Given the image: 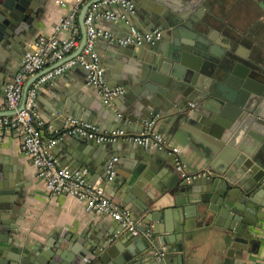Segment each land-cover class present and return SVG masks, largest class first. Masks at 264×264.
<instances>
[{
    "label": "water",
    "instance_id": "water-1",
    "mask_svg": "<svg viewBox=\"0 0 264 264\" xmlns=\"http://www.w3.org/2000/svg\"><path fill=\"white\" fill-rule=\"evenodd\" d=\"M50 1L0 0V78L11 77L13 61L20 60ZM233 1L228 11L216 7L226 6L224 0H186L173 12L139 8L140 25L162 30L163 37L118 57L125 68L119 83L132 86L131 92L121 97L125 108L120 127L128 129L133 123L143 129L159 115L157 126L162 116L166 118L162 125L170 126L168 130L172 128L174 133L183 131L202 144L208 149L212 167L223 169L209 179L184 180L182 184L179 173H170L169 164L175 162L170 156L138 153L130 177L123 180L122 193L127 197L125 203L143 217L141 231L150 230L156 221L153 231L167 243L163 264H185L196 242L207 238L214 227L224 229L218 240L227 246L223 264H245L242 259L245 251H251L248 246L254 230L262 227L258 219L264 218V79L256 65L248 64L239 52V37L244 35L235 24L242 20L235 9L240 0ZM96 2L86 3L79 15L83 40L75 56L85 45V17ZM3 84L6 82L0 80ZM26 96L27 92L20 110ZM193 100L195 106L190 104ZM74 140L66 144L70 148L84 146L86 151L111 150L114 143L101 145L81 136ZM14 175L0 158V264H90L92 256L96 257L94 264H159L152 242L123 229V237L108 247H103L108 239L104 238L97 246L88 241L86 250L66 246L60 251L59 242L39 254L26 247L23 254L20 247L9 244L10 233L4 231L8 215L18 218L25 189ZM13 177L15 185L10 182ZM167 197L173 198L174 208L156 214L154 204ZM9 248L12 254L6 256Z\"/></svg>",
    "mask_w": 264,
    "mask_h": 264
},
{
    "label": "crops",
    "instance_id": "crops-1",
    "mask_svg": "<svg viewBox=\"0 0 264 264\" xmlns=\"http://www.w3.org/2000/svg\"><path fill=\"white\" fill-rule=\"evenodd\" d=\"M61 1H65L67 5H61ZM90 1L92 0H84L81 4L78 13V21L83 6ZM185 1L186 0H135L136 12L131 14L126 13L120 6H115L112 9L120 16L126 14L129 21L142 31H152L140 25L141 12L139 8L142 11H146L147 9H164L173 12L180 10ZM224 1H226V6L218 4L216 7L219 10L228 11V5L233 4L234 1ZM75 2L76 0H51L40 13V18L37 23L38 29L35 35L31 36L29 40L39 34H54L55 22H57L61 16L67 14L74 6ZM236 9V14L239 13L242 20L235 22V24L240 29L241 34L244 35L250 26L259 20V5L257 0H240ZM96 23L103 28L113 31L117 35H125L128 31L126 20L121 17L116 21L98 18L96 19ZM58 35L66 38L71 36V34L66 31L60 32ZM78 35L80 46L83 40L81 28L79 29ZM232 35L234 36V34ZM79 46L72 50L64 59L59 60L46 69L52 68L75 57ZM141 48L142 47L135 46L123 47L115 42L104 39H98L96 41V49L101 56L102 65L109 84L112 86L126 87L127 91L125 96L131 92L132 86L119 83V80L124 77L122 74L125 68L122 67V61H118V57L120 55L124 56L123 53L125 52H137ZM238 48L239 52L244 56L248 55L250 52V48L241 40L238 43ZM23 53L24 49L20 55V60L13 61L11 77L0 78L2 82H6V84L0 85V100L4 99L5 87L20 68ZM43 72H46V70L29 76L24 84L22 99L24 93H28L32 83L37 80ZM125 74L129 75L126 71ZM0 75L2 76L1 73ZM27 87L28 90L26 91ZM194 102L193 100L191 103ZM124 103L123 99L119 97L110 104H105L96 89L87 84V71L81 66L73 67L56 79L42 84L38 92L37 109L45 122L42 136L46 142L49 138L58 136L64 128L65 120L69 117H76L84 121L95 123L102 131L111 132L113 130L122 129L127 133L141 132L143 129H140L141 127L133 123H130L128 129L120 127L122 126L121 121L123 120L122 112L125 108ZM9 113H12V111L0 112L2 115ZM160 119L162 122V120L165 121L166 118L161 116ZM161 122L156 126V129L166 136L171 144L181 149L179 156L186 164V171L188 173L194 174L210 170L215 175L223 171L220 167H212L213 161L208 155V149L202 144L191 140L183 131L174 133L171 131L172 128L168 130L170 126L167 127L162 125ZM49 126H51V128ZM74 139L75 136H64L61 141L57 142L52 147L54 156L59 159L62 165L71 170L85 171L90 182L102 186L113 201L115 200L118 202V205L127 208H129V206L131 207V205L125 203L127 197L125 193H122V184L123 180L130 177L133 167L138 162V153L140 151H145L146 153L162 152L170 156L174 161L176 157L175 154H171L168 151L141 148V146L125 138H121L117 142L110 144V147H112L111 150L108 148H100L86 151V149H83L84 146H82V148H70L66 143L73 142L75 141ZM101 145H105V143H101ZM88 148L90 147L88 146ZM0 158L4 159L10 173H14V177H19L20 182L25 185L18 218L14 220L12 216L10 217V215H8L5 221L9 224L4 227V231L10 233L11 242L9 244L20 247L23 254L26 251V247L34 248L39 254L41 251L44 252L56 247V243L59 242L61 243L60 251L65 249L66 246H74L86 250L88 241H93L97 246V244L102 243L101 239L104 238L108 239L103 247H108V245L118 242L119 239L123 237L125 230H122L123 227L121 224L113 217L109 215H99L89 211L86 204L77 198L66 194H54L48 191L45 181L38 176L37 168L34 166L32 160L24 153L21 139L11 130L5 131L0 137ZM114 158L118 159L115 167V176L113 179H109L107 166ZM85 160H87L88 163ZM169 165L170 173L172 175L177 174L175 162L172 161ZM167 171L168 169H165V172ZM14 177L10 180L12 185L17 184V180ZM114 179L119 180V182L114 184L112 182ZM181 180L183 181H181L182 184H185V179L181 177ZM174 206L175 202L173 198L167 197L154 204V210L159 212L156 214L160 215L163 214L165 210L171 211ZM131 208L129 209L132 216L139 220L142 226L143 217L137 215L133 207ZM258 222L262 227L254 230L253 241L248 246L251 251L250 253L245 251V259H242L245 264H264V218L258 219ZM153 224H157L156 221H154ZM154 225H151L150 229L153 238L156 239L159 245L166 246L167 243H162L163 235L155 234L153 231ZM223 232L224 229L221 227L212 228L207 238L196 242L197 246L193 253L186 257L185 264H223L227 246L220 244V241H218L221 236L223 237ZM97 250H99V247ZM11 251V248H9V250L6 251V256L12 254ZM99 251L103 253L105 249L102 248ZM89 256H92L91 253H89ZM92 258L93 260L90 264H94L96 261V257L92 256Z\"/></svg>",
    "mask_w": 264,
    "mask_h": 264
},
{
    "label": "built area",
    "instance_id": "built-area-1",
    "mask_svg": "<svg viewBox=\"0 0 264 264\" xmlns=\"http://www.w3.org/2000/svg\"><path fill=\"white\" fill-rule=\"evenodd\" d=\"M84 0H76L70 11L61 16L54 24V34H39L26 43L19 70L6 86L3 100H0V112L12 113L0 115V137L5 131L11 130L21 139L24 153L32 160L37 168L38 176L45 181L48 191L54 194H66L83 201L89 211L99 215H109L118 221L123 230L134 236L143 237L152 242L153 251L159 264H163V257L167 253L166 246L154 243L152 231H141V222L132 216L129 208L115 203L106 193L105 189L88 180L85 171H74L62 165L52 152V147L64 136H81L98 143L117 142L125 138L145 149L168 151L175 154L176 171L182 178L192 181L198 178H211L214 176L210 170L190 174L186 171V164L180 158L181 149L171 144L167 137L156 129L157 115L151 122L145 124L139 133H127L125 130L102 131L92 122L80 118L69 117L65 120L64 128L56 137L46 142L42 136L45 127L44 119L37 109L38 92L42 84L56 79L73 67L81 66L87 71V84L96 89L102 101L110 104L116 98L126 94V87L109 84L102 65L101 56L96 49V41L104 39L115 42L123 47H142L153 44L163 37V31L155 29L142 31L132 24L126 14L121 16L112 9L120 6L126 13L136 12L135 0H100L87 11L85 25L87 38L80 54L46 69L50 65L64 59L79 46L78 13ZM61 5L66 6L65 1ZM126 20L128 31L125 35H117L111 30L103 28L96 23V19L104 18L116 21L118 18ZM69 32L70 37H60V32ZM43 72L28 90L25 106L19 109L22 100L24 84L30 75ZM195 106V103H191ZM51 128V126H49ZM117 158L111 160L107 166L109 179L115 176Z\"/></svg>",
    "mask_w": 264,
    "mask_h": 264
},
{
    "label": "flooded vegetation",
    "instance_id": "flooded-vegetation-1",
    "mask_svg": "<svg viewBox=\"0 0 264 264\" xmlns=\"http://www.w3.org/2000/svg\"><path fill=\"white\" fill-rule=\"evenodd\" d=\"M261 2L264 0H260ZM259 5V20L254 22L243 37H239L246 46L250 48V52L245 56L248 64H254L259 70V76L264 79V4ZM241 38V39H240ZM257 61V63H254Z\"/></svg>",
    "mask_w": 264,
    "mask_h": 264
}]
</instances>
